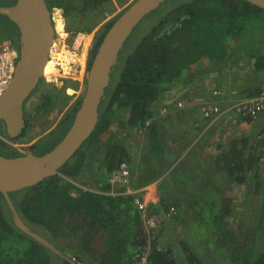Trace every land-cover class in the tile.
I'll return each mask as SVG.
<instances>
[{
  "label": "trees",
  "instance_id": "1",
  "mask_svg": "<svg viewBox=\"0 0 264 264\" xmlns=\"http://www.w3.org/2000/svg\"><path fill=\"white\" fill-rule=\"evenodd\" d=\"M45 1L50 12L53 11L52 20L59 25H56L58 43L54 48V55L61 64L66 60L67 55L72 53L62 46L63 38L68 36L66 30L91 32L111 16L95 31L93 45L87 58V77L92 58L103 36L134 0L129 3L128 0ZM117 5L125 6L115 12ZM58 8L61 9L62 14ZM61 21L66 30L61 26ZM256 23H264V9L248 0H193L181 4L162 17L126 58L110 98L98 108L88 137L55 174L27 187L10 190V195L26 223L31 228H34L35 224L43 227L48 234L47 239L83 264H132L136 249L147 243L140 213L132 200L133 195L125 193L123 186L110 187L104 179L102 185L98 186L99 191H95L81 188L66 177L77 179L82 175L86 161L96 152L101 155L98 167L95 168L96 174L98 171H103L109 176L122 162L127 163L132 174L136 169L138 149L143 153V147L140 141L133 145V152L128 146L131 145V140L138 138L139 130L142 131L143 141L148 143L145 149L148 154L150 153L148 157L154 158L153 154L157 151L155 141L158 138V120L154 107L160 95L171 94L174 89L190 81L194 76L192 64H201L208 59L216 64L227 60L231 55L229 44L239 40L247 27L255 26ZM83 62H85L84 57ZM262 67H264V57L259 55L256 57L254 68ZM55 70L53 71L56 72ZM78 84L77 80L66 79L59 91L61 96L60 93L55 94L56 98H59L57 100L59 111L71 97L69 91L77 89ZM263 85L255 88L256 94ZM82 99L83 92L68 109L67 114L71 112L72 119ZM43 102L45 106L36 105L38 112L43 109L48 111L50 109L48 105L54 100L44 98ZM30 125L29 121L22 131L23 136L19 135L13 142H29L32 139L31 131L29 133L27 131ZM132 131L135 132L133 135ZM248 140L244 136L242 144L247 145ZM0 141L3 146L7 144L1 138ZM37 142L28 145V148L34 147ZM257 143L256 145L260 147L258 140ZM251 147L248 145L247 149L243 145L242 151L239 149V152H235V149L230 150L222 155L219 161L223 163L229 176L238 182L244 181L245 171L253 169L254 190L249 191L245 199H249L252 193L256 195L255 213L258 212L259 215L255 218L261 219L262 215L264 220V177L259 164L263 154L256 153ZM21 154L22 152H18L11 156ZM165 164L171 169L170 163L165 162ZM175 167H172L171 174L177 176L180 171ZM132 185L140 187L144 184L133 182ZM11 191H14V194H11ZM0 194L2 195L1 192ZM157 198L164 201L160 196ZM174 204L177 208V203ZM152 205L153 203L147 205L149 212ZM225 209L227 210L222 208L219 216L216 215L215 222H219L220 225L213 228L218 264L226 250L227 253H231L228 256L232 264H264V251L255 258L252 256L256 235L253 222L245 232L243 240L238 241L225 226L223 218ZM97 236L101 240V248L95 245L94 239ZM23 237L29 238L26 248L16 246V240ZM181 246L185 248L182 242ZM164 247L167 249L164 250ZM172 249L169 244L161 242L160 232L157 231L151 240L148 264H177ZM239 251L241 257L236 256ZM52 255L55 254L13 224L7 204L6 210L0 206V264H54ZM55 256L59 261L56 264H72L66 259ZM186 260L189 264H202L192 255H187Z\"/></svg>",
  "mask_w": 264,
  "mask_h": 264
},
{
  "label": "crops",
  "instance_id": "2",
  "mask_svg": "<svg viewBox=\"0 0 264 264\" xmlns=\"http://www.w3.org/2000/svg\"><path fill=\"white\" fill-rule=\"evenodd\" d=\"M118 7L119 5H117L115 12L118 11ZM110 17L108 16L94 29L97 30ZM0 24H3V28H5L4 26L12 27L10 29L16 36L20 34L18 27L1 14ZM0 39H9L13 42V39L9 37L0 36ZM233 47L234 43H230L228 49L231 55L222 63L216 64L208 59L201 64H192V74L194 75L192 79L185 85L174 89L171 94L163 93L159 97L154 107L155 116L158 120V138L155 141L157 151L153 154L154 158H151L147 154L143 155L144 152L141 153V149H138L136 169L130 175L131 183L144 184L140 187L132 186L136 189H142L138 193L143 195L148 206L153 203L151 212L147 208V213L156 212L163 202L177 203L178 210L173 219L165 224H160L157 229L160 232L161 242L169 244L173 248L177 264H189L186 260L187 255L194 256L202 264H218V255L213 239L215 235L213 221H215L216 215L219 216L222 208H227L223 213L225 226L231 230L232 237L238 241L243 240L245 232L257 214H255L256 195L252 193L249 199H245L247 193L254 190L253 169L245 171L244 181L238 182L229 176V172L224 169L223 163L219 159L230 150L235 149V152H239L240 149L242 151L243 145L247 149L250 145L256 153L263 154L259 145H256L255 135L264 129V111L253 119L233 111L230 105L234 100L252 98L256 95L255 88L264 84V67L254 68L256 57L259 55L264 57V45L260 48V52L250 50L247 53L244 52L242 46H238L236 49ZM234 51H237L238 55L232 53ZM82 87L83 84L79 82L77 89H73V93L76 94L72 93L74 96L66 101L67 111L83 92ZM216 88H222L221 95L214 96L212 94ZM35 100L36 98H34ZM177 101H181L182 105L178 106ZM205 102L217 104L220 107V112L213 117L205 118L200 109V106ZM48 106L49 108L52 107V105ZM161 106L168 107L167 114L159 115ZM29 111L30 114L31 112L34 113L31 108ZM41 111L44 114L47 112L44 109ZM62 111L63 108L59 112ZM55 124L56 121L33 136L34 140L38 141L48 132H51L56 127ZM34 128H31L30 131ZM131 133L133 135L135 132L132 131ZM244 136L249 139L247 145L242 144ZM136 140L140 141L139 143L145 150L148 143L139 137ZM97 154L91 155L90 160L85 163L84 172L77 178L85 184H90V187L99 190L98 186L102 185L101 180L98 179L99 176L90 175V170L93 171L92 174H96L95 168L98 167V160L101 156ZM149 158L151 159L148 161ZM165 162L171 164V169L176 166L175 168L180 173L177 176L172 175L171 169H168L169 167L166 166ZM96 181L98 182L94 185ZM118 186L122 185H110L112 188ZM213 192L219 194L218 202L212 197ZM207 195L210 198H207ZM159 196L164 201L158 200L157 197ZM200 199H208L211 201L212 207L216 206L215 213H212L213 210H209L207 220L205 218L208 216L204 217L201 214L202 211H196L198 206L196 204ZM224 201L225 204H223ZM257 235H255L252 252ZM94 242L96 247L101 248V240L98 236L95 237ZM181 242L185 246L184 249ZM257 256L253 253V258Z\"/></svg>",
  "mask_w": 264,
  "mask_h": 264
},
{
  "label": "water",
  "instance_id": "3",
  "mask_svg": "<svg viewBox=\"0 0 264 264\" xmlns=\"http://www.w3.org/2000/svg\"><path fill=\"white\" fill-rule=\"evenodd\" d=\"M162 1L164 0H134L107 30L92 58L83 99L75 111L72 124L55 147L42 155L23 152L15 157H7L0 154V192L13 224L59 258L72 264L78 263L26 223L10 195V190L27 187L55 174L88 137L115 56L131 29ZM248 1L264 9V0ZM0 14L14 23L20 32L15 73L7 90L0 95V120L4 123L7 139L13 141L25 127L23 103L43 77L48 52L55 40V31L45 0H16L12 5L0 6Z\"/></svg>",
  "mask_w": 264,
  "mask_h": 264
},
{
  "label": "rangeland",
  "instance_id": "4",
  "mask_svg": "<svg viewBox=\"0 0 264 264\" xmlns=\"http://www.w3.org/2000/svg\"><path fill=\"white\" fill-rule=\"evenodd\" d=\"M15 1L16 0H0V5H12L15 3ZM190 1H193V0H164L161 3L157 4L156 6H154L150 11H148V13H146V15L134 26V28L131 29V31L129 32V34L127 35V37L125 39L124 44L122 45L121 49L119 50V52L115 56L114 63H113L111 70L109 72V76H108V79H107V82H106V85H105V88H104V91H103V94L101 97V102H100L101 106L105 101L108 100V98H110L112 90H113L117 80L119 79V76H120V73H121V70H122L123 65L125 63L126 58L134 51L137 44L142 40V38L145 35H147L149 33V31L153 28V26H155L161 20V18L166 16V14H168L172 9L180 6L181 4H183L185 2H190ZM122 8L123 7L119 6L117 8V10L120 11ZM60 24L63 25L62 21L60 22ZM4 27L5 28H3V24L2 25L0 24V36L1 37H9L10 39H13L14 46L17 49H19L20 34L16 36L15 34H13V32L10 29L12 27H10V26H4ZM94 30H96V29H94ZM243 33H244L243 36L240 37L239 40L237 39V40H234V42L233 41L231 42V44L234 43V48H236L238 46H242L244 52H246V53L250 50H252L253 52H260V50H261L260 48L264 45V23L263 24L262 23H256L255 26L249 25ZM56 37H57V39L55 41L58 42L57 34H56ZM71 39H72V36L69 33V37L66 40L67 43L70 44L72 41ZM64 44H65V42H64ZM85 48H87L86 43H84V46L81 49L82 52L80 51V54L78 56L80 63L82 64V69L78 73H74V74L71 73V78L70 77L63 78V79L77 80L78 82H81L83 84L82 91H84V89H85V87H84L85 83L84 82H86V80H85L86 70L83 74L84 66H85V62H83V57L86 59V66H87V58L89 57V54L87 53L88 57L86 58ZM234 54L238 55L237 51L236 52L234 51ZM75 55H77V53L76 54L70 53L69 55H67L66 62L70 64V63L74 62V60L76 61L77 58L75 57ZM70 67L71 66L69 65V68ZM64 69H66V67ZM55 71L57 72V70H55ZM82 74H83V76H82ZM61 79L62 78H59L56 81V84H60ZM48 84L51 87L54 86V85H52V83H48ZM69 92L72 94L74 91H69ZM36 94L37 93H35L33 90L31 92V94L29 95V96L32 95V97L28 100V103H27L29 107H30V105H32V103H36L34 101V98H36V96H35ZM41 94H42V92H41ZM73 94L75 95L76 93H73ZM73 94L71 95V97L74 96ZM48 96H49V98H51V100H54V102L50 103L52 105L53 111H54V109H55L54 103L58 99L56 98L55 94H51V96H50V94H48ZM53 96H55V97H53ZM44 102H46V101H44ZM44 102H43V100H42V102L40 100V102H37L38 103L37 105L42 104V106H45ZM32 109L34 110V113L31 112V114H32V120H33V127H35V128H34V130H32L30 132V135L35 136L38 133H40L42 130H44L46 127H49L50 125H52L54 123V121L58 122L60 120L58 122V124L56 125V127L52 130L51 133L46 134L43 138L38 140V142L35 143L34 147H32L30 149L32 154L42 155V154L50 151L53 147H55L62 140V138L65 136L69 127L72 124V121H73L72 117L73 116H72L71 112H69V114H67L68 111H65L63 116H61L60 112L58 114H56L54 112L53 118H51L49 116V119H46V117H45L46 114H44L42 111L38 112L36 110V107L32 108ZM0 137L7 138L4 130L0 129ZM130 137H132V136L130 135ZM138 137L140 139H142V133L138 132ZM136 142H137V140H131V142H130L131 145L128 146L129 148H131V152L134 151L133 145ZM15 144H17V146L19 148H21L23 151H25L28 148L27 143H21V144L15 143ZM18 152L21 153L20 151H18L17 148L11 146L8 143L6 145L4 144V146L0 143V153L1 154H4L6 156H11L13 154H18ZM98 152H99V150H98ZM143 152H144L143 155L148 154L147 150L143 149ZM97 155H100V154H97ZM92 172L93 171L90 170V175H98L99 176L98 179L101 180V183H102L103 179H104V182L108 183L107 173H105V172L103 173V171H98L97 174H95V173L92 174ZM97 182L98 181H96L94 185H96ZM88 187H90V186H88ZM90 188H92V187H90ZM11 194H14V191H11ZM212 197L217 202L220 199L219 194H215L214 192L212 193ZM207 198H210V197L207 195ZM196 205H198L196 208V211H198V212L202 211L201 214H203L204 217L209 215V210H213L214 212H212V213L216 212V206L212 207V203L208 199H200ZM0 206L3 209L5 208V210H6V204H5V201H4L1 194H0ZM7 214H8V212H7ZM258 215H259V213L257 212L256 216H258ZM208 218H209V216L206 217L205 220H207ZM262 219L263 218L261 215V219L254 218L253 223H252L254 226L253 230L255 231L256 234H258L256 237V242L254 244V251L252 252V256H253V253L255 255H259L264 251V220H262ZM213 223L215 224V226L220 225L219 222L214 221ZM32 229H34L36 232H38L39 234H41L45 238L48 237L47 232H45L44 228L41 227L40 225L35 224V227ZM28 244H29V238L28 237H23L22 239L16 240V246H18V247L26 248L28 246ZM228 252H229V250H228ZM223 253H224V255H222L223 257H222L220 264H232V262L229 258L231 253L230 252L227 253V250H226V252H223ZM236 256L241 257L240 251L236 254ZM52 260H53L52 263H54V264L59 262L55 255H52Z\"/></svg>",
  "mask_w": 264,
  "mask_h": 264
},
{
  "label": "built area",
  "instance_id": "5",
  "mask_svg": "<svg viewBox=\"0 0 264 264\" xmlns=\"http://www.w3.org/2000/svg\"><path fill=\"white\" fill-rule=\"evenodd\" d=\"M56 9V8H53ZM60 13L62 14V11L60 8ZM53 14V11L51 13V16ZM68 36L67 38H63L65 44L64 49L71 50L73 52L77 53V60L76 62H72L69 65L71 66L70 73H66L63 65L59 63V61L56 59V56L51 53L52 51V45L50 46L49 52H48V58L47 63L51 64L52 70H57V72H51V73H45L43 71V78L46 79L47 83H53L57 81L59 78H65L70 77L71 73H78L82 69V64L79 60V54L82 49V46L84 42L89 38L88 41V48L86 51V54L90 50L93 39H94V31L87 32L85 30H78L75 32H68L66 31ZM69 33L72 36L71 43H67V39L69 37ZM90 35V36H89ZM56 36V34H55ZM82 52V51H81ZM19 52L18 49L14 46L13 42L9 39H0V95L3 94L8 86L10 85V82L14 76L16 64L18 61ZM87 58V57H86ZM45 65V66H46ZM44 66V67H45ZM86 70V59H85V68L83 71V74ZM82 74V75H83ZM212 94L214 96H219L222 94V88H216L212 91ZM177 105L181 106L182 102L177 101ZM231 109L237 113H242L245 116H249L250 118L255 119L258 114L262 111H264V85L261 87V90L258 94L253 96L252 98H243L234 100L231 102L230 105ZM201 113L205 118L213 117L215 114L220 112V107L217 104L207 103L205 102L200 106ZM168 112L167 106H161L159 109V115H165ZM140 133L142 131L139 130ZM3 141L10 144L11 146L18 149V151L23 152L21 148L17 146L13 141L8 140L7 138L0 137ZM256 139L260 142V149L263 151V156L261 157L259 164H260V170L261 174L264 177V129L261 130L256 135ZM130 170L126 162H122L119 164L118 168L113 170L109 176H108V183L111 186L115 185H122L124 186V192L133 195V203L135 204L137 210L140 213L142 222H143V228L147 235V243L143 247H138L134 253V260L132 264H148L149 255L151 252V240L153 239L154 234H156L157 229L159 228L160 224H165L169 220H172L173 217L177 213V208L173 204L169 203H161L159 205V208L154 213H147V202L142 194L138 193V191H142V189H136L132 186L131 183V176H130ZM66 179H69L72 181L75 185L84 188V189H92L95 191H99L95 188H90L87 186V184L77 179H72L69 177H66ZM144 191V190H143ZM147 191V189H146ZM111 193L113 191H110ZM167 247H164V250H166ZM168 256H171V254H168ZM70 258L73 261H76L78 264H83L82 262H78L75 257L70 256Z\"/></svg>",
  "mask_w": 264,
  "mask_h": 264
},
{
  "label": "flooded vegetation",
  "instance_id": "6",
  "mask_svg": "<svg viewBox=\"0 0 264 264\" xmlns=\"http://www.w3.org/2000/svg\"><path fill=\"white\" fill-rule=\"evenodd\" d=\"M14 44V43H13ZM87 49V48H86ZM86 49H85V51H86ZM85 53V52H84ZM84 55V54H83ZM65 62V63H64ZM62 65H64L63 66V68H65L66 67V69H64L65 70V72L67 73L68 71L70 72V70H71V68H69V63H67L66 62V60L65 61H63V63H62ZM54 72V71H53ZM65 80L66 79H63V80H61V83L60 84H54V86H50L48 83H47V81H46V79L45 78H40V80H39V82H38V84H37V86L35 87V89H34V92L35 93H37L35 96H36V103L34 104V103H32V105H30V107L28 106V100L32 97V95L31 96H29V98L28 99H26L25 101H24V103H23V109H24V112H25V118H26V124H25V126L27 125V123H29V121H30V127L28 128V133L30 132V130H31V128H33V120H32V115L30 114L29 116H28V113H30V111H29V109L31 108L32 109V107L33 108H35L36 107V105L38 104L37 102H40V100H41V102H42V100L44 99V98H49V96H48V94H52V93H54V94H59L60 92L59 91H61L60 89H61V87L65 84ZM56 91V92H55ZM58 91V92H57ZM41 92H42V94H41ZM45 94V96H42V95H44ZM60 96H61V93H60ZM58 100H59V98H58ZM54 105H55V109H54V111H53V107H51L47 112H45V114H46V119H49V116H51V118H53V115H54V112L56 113V114H58L59 113V109H57L58 107H59V101H56L55 103H54ZM63 105V104H62ZM65 106V109H64V107H63V111L62 112H60L62 115L61 116H63V114H64V111L67 109L66 108V106L67 105H64ZM68 107V106H67ZM62 109V108H61ZM61 109H60V111H61ZM34 111V110H33ZM67 111V110H66ZM29 118V119H28ZM60 119V118H59ZM60 121V120H59ZM58 121V122H59ZM58 122H56V124H55V126L58 124ZM0 129L1 130H4V123L2 122V120H0ZM25 129V127L23 128V130ZM50 132H48L47 134H49ZM22 134V133H21ZM20 134V135H21ZM22 136H23V134H22ZM24 136H26V134L24 135ZM31 137H32V139L29 141V142H27V143H30V144H32V143H34V142H36L37 140H34V137H33V135H31ZM33 141V142H32ZM15 143H20L21 144V142H15ZM29 144V145H30ZM23 152H28V153H31V151H30V149L29 148H27L25 151H23ZM22 152V153H23ZM1 155H4V154H1ZM7 157H15V156H7Z\"/></svg>",
  "mask_w": 264,
  "mask_h": 264
},
{
  "label": "bare ground",
  "instance_id": "7",
  "mask_svg": "<svg viewBox=\"0 0 264 264\" xmlns=\"http://www.w3.org/2000/svg\"><path fill=\"white\" fill-rule=\"evenodd\" d=\"M53 21V20H52ZM53 25H54V31H55V33H56V25H57V23H55L54 21H53ZM57 26H59V25H57ZM63 28H64V30H66V28H65V26H63V25H61ZM93 32V31H92ZM91 32V33H92ZM90 36V35H89ZM67 38V37H66ZM57 39V37L55 36V40ZM89 39H91V38H89L88 37V39L84 42V43H86L87 44V48H88V43H89ZM54 40V42L51 44L52 45V51H51V53L54 55V48L56 47V45H57V43L58 42H56ZM62 46H63V48H64V40H63V42H62ZM86 49V48H85ZM68 51H71V50H68ZM86 51H87V49H86ZM72 53H75L76 54V52H73V51H71ZM77 55H75V57H76ZM86 57H88L87 56V54H86ZM74 62H76L75 60H74ZM46 63H47V61H46ZM46 63H45V65H46ZM84 68H85V66H84ZM45 73H51V72H53V70L51 69V64L50 63H48L45 67H44V70H43ZM61 80H63V78L61 79ZM54 83H56V81L55 82H53L52 83V85H54Z\"/></svg>",
  "mask_w": 264,
  "mask_h": 264
},
{
  "label": "clouds",
  "instance_id": "8",
  "mask_svg": "<svg viewBox=\"0 0 264 264\" xmlns=\"http://www.w3.org/2000/svg\"><path fill=\"white\" fill-rule=\"evenodd\" d=\"M132 1V0H131ZM52 17V16H51ZM64 19V18H63ZM52 23H53V21H52ZM65 23V22H64ZM67 31V30H66ZM69 32V31H68ZM56 34V33H55ZM93 45V44H92ZM92 47V46H91ZM91 49V48H90ZM90 51V50H89ZM88 54H89V52H88ZM88 54H87V56H88Z\"/></svg>",
  "mask_w": 264,
  "mask_h": 264
}]
</instances>
